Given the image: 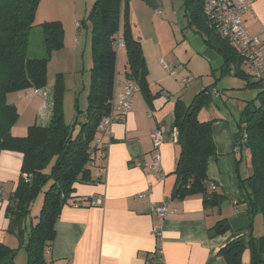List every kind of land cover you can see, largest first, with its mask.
<instances>
[{"label": "trees", "instance_id": "1", "mask_svg": "<svg viewBox=\"0 0 264 264\" xmlns=\"http://www.w3.org/2000/svg\"><path fill=\"white\" fill-rule=\"evenodd\" d=\"M41 1L0 0V151L15 150L23 154L17 187L8 198V232L16 236L20 246L26 249L27 264H52L55 222L65 205L78 203L82 206L94 202L96 196L76 195V185L103 181V175L94 173L95 170L103 173L106 169L103 163L108 144L104 142V133L99 126L102 117L112 110L113 98L122 81H134L149 103L156 96L150 88L142 41L133 32L131 0H95L88 16L78 21L80 28L88 21L93 25V66L87 106L82 109L75 99V121L73 124L66 122V84L64 74L57 73L50 121L46 125H30L24 136L14 135L12 128L20 118V111L15 103L8 101V94L45 88L54 52L64 48L66 42L62 21L37 22ZM183 7L186 28L201 34L207 47L221 56L222 63L220 68L211 72L216 81L197 92L190 102L181 95L176 98L174 121L180 155L174 171L177 182L172 198L184 200L201 195L205 210L210 212L218 208L221 212V204L228 196L219 192L218 185L208 175L210 158L217 154L213 123L229 117L226 109L215 103L216 99L226 105L229 99L228 91H220L217 84L226 75L234 73L245 78L247 73L242 69L241 55L208 22L203 0H183ZM36 24L43 31L45 54L32 58L28 50L30 34ZM118 40H123L121 46L126 51L125 76L121 80L117 68ZM254 79V82H247V86L260 85L261 90L255 99L245 101L236 118L241 132L238 143L242 150L250 151L252 170L247 176L240 175L238 170L239 192L235 197L237 203L246 207L251 232L249 235L236 232L234 238L221 248L219 253L227 264H243L246 250L250 253V264H264V234L255 236L252 232L254 218L261 214L264 219V80ZM210 105L219 107L224 115L202 118V110ZM110 135L106 133V136ZM241 161L238 159V163ZM43 191L45 196L40 213L27 227L32 204ZM231 229L228 218L222 217L208 230L209 235L215 237ZM17 253V248L0 242V264H17ZM156 258L157 253H153L150 259L154 261Z\"/></svg>", "mask_w": 264, "mask_h": 264}, {"label": "crops", "instance_id": "2", "mask_svg": "<svg viewBox=\"0 0 264 264\" xmlns=\"http://www.w3.org/2000/svg\"><path fill=\"white\" fill-rule=\"evenodd\" d=\"M167 1H130L133 32L142 41L149 68L150 88L156 96L149 103L140 91L139 94L136 92L131 111L122 120L112 123L110 136L104 135V142L108 144L103 163L106 169L103 173L100 170L94 171L95 175H103V181L76 185L75 192L80 196H96L95 199L100 197L102 204L93 202L91 205L81 206L71 203L62 208L55 222L52 264H146L153 253H157L154 264H227L226 259L219 253L221 248L234 238L236 232L242 231L245 235L251 232L246 207L237 203L235 197L239 192L238 170L242 176L249 175L251 170L248 168L247 158L243 168L245 151L238 143L241 132L237 123L228 118L213 123L217 154L210 158L208 165L209 177L218 185L219 192L228 196L221 204V212L218 208L210 212L205 210L201 195H192L184 200L172 198V191L177 182L174 171L180 155L174 107L176 98L182 94L181 91H175L171 79L180 74L183 77L182 82L191 80L188 79L191 69L183 70V56L178 52L179 48L189 51V46L184 40L180 44V33L186 37V31L189 29L186 28L185 9L181 5L175 7L173 4L170 15L167 13L168 18L172 16L175 19L179 28L175 31V28L169 27L174 47L172 45L169 48L158 38L148 43L147 37L137 30L140 25L138 20L145 21L152 13L158 14V11H161L159 15L163 14L162 8L170 6ZM72 9L71 12H68V9L61 17L52 19L63 22L66 42L63 49L54 52L49 67L56 54L67 46H71L73 53H80L78 21L83 13L79 12L77 2ZM55 15L58 14L50 11L49 16ZM45 20H49V17L42 16L39 22ZM245 24L251 33L260 31L264 24V0H255L253 12L245 16ZM194 52L196 50L193 48ZM216 54L210 48L204 52L208 61ZM176 66L179 69L182 67L179 74L172 73ZM124 76L125 71L123 75H118V78L121 80ZM53 86L54 84L49 86L48 79L45 88L27 89L23 91L26 95L21 98L17 96L16 102L9 101L15 92L8 94V101L15 103L21 112L18 122L12 128L14 135L24 136L30 125H46L50 121ZM46 98L51 101L48 102ZM18 104H22L23 110ZM24 112L30 113V118L22 123ZM216 115L223 116L224 113L215 105L204 108L201 113L204 119ZM156 129H161L164 133V142L159 148V172L148 166L156 153L152 138ZM238 159L242 160L241 163H238ZM22 160L23 154L20 151H0V182L5 188V195L0 200V242H6L17 249L22 246L20 240L8 232L7 204L10 194L17 187ZM161 205L167 208L163 217L157 216L153 210ZM222 217L228 218L232 229L225 234L211 237L209 227ZM263 227L262 220L256 216L253 221V234L263 235ZM256 232L258 234H255ZM24 240L26 241V236ZM243 261V264H250L248 250L244 252ZM16 263L27 264L28 259L25 261L17 255Z\"/></svg>", "mask_w": 264, "mask_h": 264}, {"label": "rangeland", "instance_id": "3", "mask_svg": "<svg viewBox=\"0 0 264 264\" xmlns=\"http://www.w3.org/2000/svg\"><path fill=\"white\" fill-rule=\"evenodd\" d=\"M79 5V12L81 11L83 14L81 16L87 17L90 11L92 10L93 4L95 0H42L39 5V13L36 16L37 22L40 21V18L49 17V20L55 19L57 17H61V15L65 14L66 11L69 9L68 12H71L74 8L75 3ZM170 2V6H166L162 8L163 14L159 15L155 12L150 15L149 19L141 20L139 17L138 20L140 25L137 28L138 33H142L146 41L152 43L154 38L161 39L164 41L169 48L175 46V43L172 41V35L169 29L175 28V31L179 30L176 26L175 19L172 16L170 18L167 17V13L170 15L172 5L174 4L175 7H179L180 5L183 6V0H168ZM87 7V13H86ZM50 11L54 14H58L55 16H49ZM164 19L166 20L164 22ZM44 20V19H43ZM163 20V21H161ZM172 21V22H171ZM92 23L87 22L79 30V37L81 38L79 44V55L73 53L71 46H67L64 50L58 52L54 59V62L51 63L49 67L48 79H49V86L53 85L56 80L57 73H63L65 79V91H64V111H65V119L68 124H73L75 121L76 116V109H75V99L79 103L80 107L84 109L87 106L88 100V89L91 82V67L93 64L92 61V53H91V32H92ZM78 33V32H77ZM186 37L180 33V44L184 40L185 44L189 46V51L182 50L179 48L178 52L182 54L181 61H183V70H189L188 75H191L190 81L187 83L182 82V78L179 74L182 67L179 69L178 66L175 67V73L178 72L179 75L171 79V84L175 91H181L183 99L186 102H190L194 95L199 92L205 86L210 85L216 78L211 74L213 69L220 68L222 63V58L218 54L212 60H207L204 56V52L208 49L204 38L201 34L193 31L192 29H188L186 31ZM175 40V39H174ZM146 43V42H145ZM65 47V46H64ZM193 48L196 52L193 53ZM63 49V48H62ZM172 49V48H171ZM198 52L201 54H198ZM45 54V48L43 44V31L41 27L36 24V26L32 29L30 34V46L28 50L29 57L37 58L43 57ZM118 54H119V62H118V75H123L126 69V51L125 48L122 46H118ZM185 61H184V60ZM163 60H160V62ZM179 63L180 59L177 60ZM242 69L246 71L247 77H240L236 76L234 73L224 76L222 79L218 81L217 88L220 91H228L229 99L226 103L222 102L221 100H216L215 103L220 105L222 109H226L227 114L229 115L228 119L236 122V118L243 107L245 101L253 100L257 97L259 91L261 90L260 85H251L247 86V82H254V76L250 75L249 68L247 69L246 66H243ZM250 72V73H249ZM170 73V70H169ZM174 73V74H175ZM252 74V73H251ZM219 75V73H217ZM187 77V76H184ZM181 84V85H180ZM53 89V87H52ZM140 92L138 91L137 94ZM25 92L23 91H16L14 95L9 99V101H17L18 97H24ZM50 96H51V88H50ZM45 99V97H44ZM47 100V98H46ZM50 102L51 100H47ZM19 103V102H18ZM21 107L22 104H18ZM228 108V109H227ZM23 110V108L21 107ZM205 112V111H204ZM21 113V112H20ZM204 114V113H203ZM202 114V115H203ZM30 118V113L24 112L22 116L21 122L25 123ZM247 158L248 168L252 170V161H251V153L249 150H245V159L243 162V168H245ZM48 186L45 187L44 190L47 189ZM45 193L44 191L38 196V198L33 202L30 214L26 220L27 226H30L31 219L35 220L36 216L40 213L43 201H44ZM264 224V219L261 214L257 215ZM264 233V227H263ZM255 234H258L256 232ZM27 241V240H26ZM18 257L23 258V260L27 261L28 254L25 248H18Z\"/></svg>", "mask_w": 264, "mask_h": 264}, {"label": "built area", "instance_id": "4", "mask_svg": "<svg viewBox=\"0 0 264 264\" xmlns=\"http://www.w3.org/2000/svg\"><path fill=\"white\" fill-rule=\"evenodd\" d=\"M204 14L211 26H214L219 34L224 37L233 48L241 55L243 66L252 73L254 78L264 80V24L258 33H251L245 24V16L253 12L255 0H203ZM158 14L161 11L157 12ZM118 46L124 45L123 40H118ZM174 74V71H172ZM139 89L132 80H123L120 90L113 98L112 110L102 117L99 129L104 135L111 134L110 126L129 113L133 107V97ZM156 153L148 166L160 171L161 154L160 146L164 142V133L156 129L152 133ZM101 142L100 139H98ZM140 165V164H139ZM163 175V173H162ZM5 195V188L0 183V198ZM94 203L102 204V198H96ZM157 216L166 214V206H156L153 209ZM155 260L148 259L146 264H154Z\"/></svg>", "mask_w": 264, "mask_h": 264}]
</instances>
